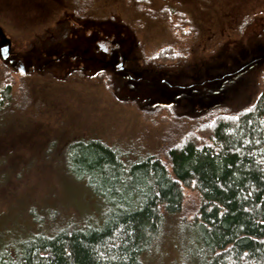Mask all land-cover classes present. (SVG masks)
<instances>
[{
	"label": "rangeland",
	"instance_id": "obj_1",
	"mask_svg": "<svg viewBox=\"0 0 264 264\" xmlns=\"http://www.w3.org/2000/svg\"><path fill=\"white\" fill-rule=\"evenodd\" d=\"M0 28L21 60L38 64L27 71L0 58V88L9 94L0 151L16 145L17 162L0 176V237L32 227V211L48 215L37 216L38 227L96 213L97 199L66 166L74 141L161 154L199 137L216 116L247 109L264 87V0H0ZM84 37L127 51L129 72L95 61L41 63L43 49ZM184 193L189 220L197 196ZM195 237L166 219L142 264H190Z\"/></svg>",
	"mask_w": 264,
	"mask_h": 264
},
{
	"label": "trees",
	"instance_id": "obj_2",
	"mask_svg": "<svg viewBox=\"0 0 264 264\" xmlns=\"http://www.w3.org/2000/svg\"><path fill=\"white\" fill-rule=\"evenodd\" d=\"M8 97L0 88V107ZM201 128L161 154L74 141L68 176L94 195L96 213L38 227L37 216L48 215L32 211V227L0 237V264H142L170 218L196 233L190 264H264V87L247 109ZM15 146L0 151V176L17 171ZM186 188L197 196L189 220L181 215Z\"/></svg>",
	"mask_w": 264,
	"mask_h": 264
},
{
	"label": "flooded vegetation",
	"instance_id": "obj_3",
	"mask_svg": "<svg viewBox=\"0 0 264 264\" xmlns=\"http://www.w3.org/2000/svg\"><path fill=\"white\" fill-rule=\"evenodd\" d=\"M5 35V34H4ZM6 36V35H5ZM95 40L93 38L84 37L82 41L74 40L72 44L64 49L52 48L51 46L47 49H43V53L46 55L41 56V63L47 65L51 60L56 59V61H63L67 65H75L78 62L85 63L86 66L95 62H98L102 67H118L124 72H129L128 66H125L127 60V51H120L119 46H111L110 48L106 45L93 43ZM112 42V41H111ZM115 42V41H114ZM5 45V39L0 34V54ZM6 57L1 58L4 62L13 64L21 70H31L32 66L35 64L38 66L33 57H24L23 60L17 56L16 52L11 49L8 50ZM36 56V55H35ZM35 58V57H34ZM37 58V60H38ZM41 64V65H42ZM172 89H169V91Z\"/></svg>",
	"mask_w": 264,
	"mask_h": 264
},
{
	"label": "water",
	"instance_id": "obj_4",
	"mask_svg": "<svg viewBox=\"0 0 264 264\" xmlns=\"http://www.w3.org/2000/svg\"><path fill=\"white\" fill-rule=\"evenodd\" d=\"M0 34L5 39V45H4V47H3L2 51H1V54H0V57L4 58L8 54V52H9L8 50H10V40H9L8 37H6L4 35V33L1 30V28H0Z\"/></svg>",
	"mask_w": 264,
	"mask_h": 264
}]
</instances>
